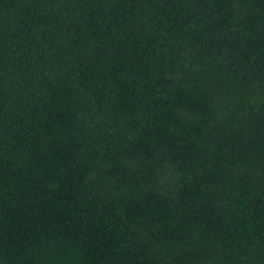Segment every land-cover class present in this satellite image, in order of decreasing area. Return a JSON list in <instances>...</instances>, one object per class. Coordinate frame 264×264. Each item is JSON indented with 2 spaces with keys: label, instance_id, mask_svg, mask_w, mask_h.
I'll use <instances>...</instances> for the list:
<instances>
[{
  "label": "trees",
  "instance_id": "1",
  "mask_svg": "<svg viewBox=\"0 0 264 264\" xmlns=\"http://www.w3.org/2000/svg\"><path fill=\"white\" fill-rule=\"evenodd\" d=\"M0 264H264V0H0Z\"/></svg>",
  "mask_w": 264,
  "mask_h": 264
}]
</instances>
